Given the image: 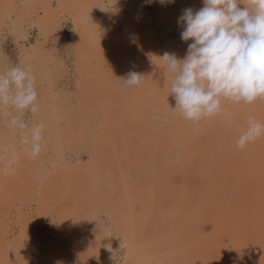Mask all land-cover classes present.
Wrapping results in <instances>:
<instances>
[{
  "label": "rangeland",
  "instance_id": "374dc122",
  "mask_svg": "<svg viewBox=\"0 0 264 264\" xmlns=\"http://www.w3.org/2000/svg\"><path fill=\"white\" fill-rule=\"evenodd\" d=\"M68 1L69 0H36L35 3V0H0V72L6 71L14 64H20L22 67H32L31 69L36 77L40 113L38 112L37 116L36 114L33 116L31 113L26 112L21 118L26 119L30 125L46 123L47 126L45 125V128H47V131L51 130V132H47L44 128L42 151L39 158H35L39 165H35L31 172H26L24 170V167H26L25 165H29L31 161H34V159L28 155L27 149L29 146L23 143L22 134L19 131L13 130L8 126L7 118H0V264H103L104 262L108 264H124V260L130 258V255L126 253L127 247L121 243V241L125 239L117 238L118 241H116V243H118V245H114L115 248H113V218L111 211L113 210V204L118 202L117 200H120L119 207L121 208H118V210H126L125 213L124 211H120V215H125H123L125 217L123 218L125 227L128 228V231L135 230L133 232L136 234L138 233L136 241L140 240V243H143V248L148 252L139 255L137 261H139L140 264H250L249 262H252L251 264H264V244H262L264 243V137H260L258 138L259 140L257 139L255 142L249 144L251 147L255 145L253 149L250 146L247 148V145L245 149L247 148L246 150L248 151L238 149L235 144V139L243 132L241 125H243V123L248 124L249 117L252 116L256 120L259 119L258 121L261 123H264L262 122L264 121V99H258L257 102H255L256 105L253 104L251 106V104H249L247 105L248 108L241 106L240 109L237 108L239 107L238 104L235 105V103L232 104L229 100H223L222 105H224L222 107L224 108V113L232 112L231 116L233 117H231V126L224 120V113L217 118H208V120L204 122L206 125L200 121L194 123V125L191 123V125L195 126V129L192 130L194 131L193 139L190 138V135L187 137L188 140L183 141V143L182 141L178 142L180 136H175V134H179L177 132L178 128H176V133L171 136V139H166L164 142L162 141L161 137L163 133H165L170 127V124H172L169 121L172 120L170 119L172 118V114L165 115V112L162 111L164 110L163 107L160 105L158 108L156 104L153 110L149 108V112L153 119L149 118L152 123V129L155 132L150 134L153 138L152 141L149 142L146 140L145 142H148L145 143L139 138L140 134L138 133H141V131H139L140 125L137 124L131 128L134 135L132 141H135L132 142L130 146V143L124 144L122 143V139L119 138L120 126L118 124H120L119 110L121 109L116 106L119 105L121 107V105L117 104V97L115 99L113 98L114 93L111 87L113 86V84H111L113 82L105 80L106 84L99 85V87L102 86L99 88L101 91L98 89V93L96 92V94H94L96 97H101V101L105 103L102 102L104 104L101 105L102 107L99 105V111L101 108L104 110L103 112L98 111L97 118L95 117L96 112L93 113L91 108H88L91 106L90 101L88 102L87 94L84 95L82 92H78V84L81 80L85 79L83 77V70L81 69V66L83 67L84 65V63H82L84 54H81L80 50L83 48L87 49L86 46H91L90 48L88 47L87 50L90 54V59L95 63V66L97 65L98 72L102 73V71L110 70L107 69L112 67L109 55L102 54L107 52L106 46L108 43L113 40H120L124 37L126 34V24H128V20L130 21L132 15L136 16L135 22L132 23L135 24L133 25V31L135 32L136 28L139 26L137 29L139 30L141 28L143 30L142 32L145 35L146 45L149 46V53L147 54L148 60H151L149 62H153L159 58L165 51L175 53L178 58L183 59L187 53L185 50H187L189 42H186V44L185 41L181 39L180 33L183 27L178 23V17L182 15L181 13L186 8L191 7L194 12L199 10L204 6V0H165L164 3H161V0H127L126 3V0H114L115 2L113 0H93V3H91L92 0H76L78 3L75 2V0ZM33 2L35 4H33ZM60 2L61 5L59 4ZM64 2H66V6ZM97 2L99 5H97ZM68 3L70 4L69 6H67ZM74 3L78 5L74 6L76 5ZM71 4L73 5L71 6ZM135 4L138 7L137 15L133 12ZM92 5L93 7H91ZM34 6L38 8L34 9ZM42 6L46 7L44 8ZM245 6L246 5L243 3L238 4V7L241 9ZM61 10L64 12L62 15L60 13ZM113 10L116 12L114 13ZM121 18L123 20H120ZM85 20L89 22L87 23ZM174 22H177V24ZM83 24H85L86 27ZM77 25H79V27ZM82 28L83 31H81ZM84 28L87 29L85 30ZM45 31H47L46 34L48 33L49 35H45ZM76 33H81L79 39ZM82 36L83 38H81ZM112 37H114V39ZM125 40L127 41V39L124 38L123 42H125ZM89 42L96 45H91ZM97 50L98 53H95ZM144 58L146 59L147 57ZM105 60L108 63L110 62L109 65L108 63L105 64ZM102 62L104 63L101 66L100 64H102ZM135 68L137 67L133 65L128 69L137 72ZM131 70L127 71L121 79H126L127 74ZM119 83V81H116L118 88L126 87L125 81L124 84ZM132 89H135V87H132ZM105 93L107 95H104ZM45 96H47V98ZM80 98H84V101L82 102ZM45 102H47V104H45ZM49 104H52L51 107ZM48 108L50 109L48 110ZM57 108L59 109L57 110ZM174 108L173 111L175 112H173V117L177 115V118H181L180 112ZM236 108L240 110V112ZM105 109L107 110L105 111ZM50 110L52 111L51 113ZM111 111L113 120H111ZM114 111L115 113H113ZM158 111H162L163 114ZM235 111L241 114L237 115ZM14 114L20 115L19 113ZM48 114L51 116H48ZM245 114L247 115L246 119L244 117L246 116ZM40 115L43 116V120L47 121H40ZM114 115H116L117 118L114 117ZM218 118L221 122H225L226 124L225 127L227 129L225 133L221 130L222 128L218 129V126H220L218 125L219 121H216ZM243 118L244 120L238 123V120H242ZM181 120L182 119H179L181 126L186 124V121L183 122V120ZM115 121H117L116 124L114 123ZM130 123L129 119L126 125ZM158 123H160V125ZM237 123L240 124L241 128H238ZM126 125L124 124V127ZM113 127V132H116L113 133L115 134L114 137L110 132ZM109 133L111 135H108ZM143 133L144 132L141 134ZM214 134L215 136L219 135L215 140H213ZM49 139H53V142ZM119 139L121 142L117 141ZM155 139L158 140V142ZM155 142L157 145L153 144ZM120 143L123 145V155L118 153L121 148ZM163 145L165 147H162ZM159 148L162 151H160ZM184 150H187L192 156V160L188 165L184 163ZM250 151L254 153L250 154ZM257 151L262 153H259L261 157ZM115 154L118 155L116 156ZM113 155L115 156L113 157ZM251 156L252 160L250 161H253L254 166L250 161V163L248 162ZM107 157H110L111 160H106L108 159ZM248 157L249 159H247ZM114 158L117 160L114 161ZM102 161L112 167L108 166L105 168L104 166L106 165L102 164ZM221 161L224 162L222 163ZM119 162H122V166L118 165ZM112 163L114 165H112ZM251 166L256 169H253ZM113 167H115V169H113ZM240 167L244 169L241 170ZM121 171H124V174H121ZM102 172H104V174ZM107 172H110L109 175ZM82 173H84V176L82 175L81 177ZM155 173L157 174L155 175ZM23 174H25V176ZM61 174H63L66 179H69V181L65 182L66 185L62 184L63 182L61 180L63 179H61ZM117 175L119 178L116 177ZM183 177H186L185 182ZM21 178L24 179V181H22ZM53 178H58L60 181L54 180ZM51 179L54 183L58 181L60 184H52ZM86 181H89V183ZM128 181L130 182L128 183ZM134 181L135 184H133ZM19 182L22 189L26 188V191L19 189ZM31 182L32 184L34 182V185H32ZM181 182L183 183L181 184ZM42 185L44 186L42 187ZM48 185H50V187ZM83 185L84 187L86 185L87 188L84 189ZM144 185L147 186L145 187ZM180 185H190L189 190L184 192L186 196L180 194ZM126 191H128V194H125ZM127 195L130 197V201L135 205L134 215L128 211L127 202L130 203V201L127 199ZM26 196H29V198L25 200ZM113 196H115L114 198H120H117L116 202H113ZM189 197H193V200ZM181 198L185 199L184 202L181 201ZM187 199L189 203L186 204ZM43 200L45 204H43ZM203 200L204 202L202 204ZM207 201H209L210 204ZM46 202L50 203L47 205ZM205 205L207 206L205 207ZM145 206H150V209L145 211ZM197 206L200 207L199 209L201 210L199 212L203 215L192 213L191 208L194 210ZM201 206L208 210L201 208ZM75 209H77V211ZM82 209L84 210L82 211ZM3 211H5V213ZM71 212H73V214ZM75 212L79 215L81 213L82 218H80L79 215L76 216ZM41 213H45L46 215ZM129 213L132 216H130ZM62 215H65L66 218H62L64 217ZM127 215L129 216L127 217ZM72 216H75L73 221H71V218H73ZM60 219L64 220L61 221ZM133 220L134 223L136 222L139 224V227L137 226L138 230H136V226L135 228L133 227ZM70 223H72V227L76 228V232L68 236L67 229H63L62 227H67ZM2 224L3 226H1ZM175 224L179 225L177 229H175ZM83 225L84 227L81 228L80 226ZM217 225L221 228V235L214 229V226L216 227ZM196 226H198L199 229H195ZM61 230L66 231L67 234L63 231L61 232ZM212 230L216 233H213ZM38 231L39 235L45 238V242L49 241L51 247H56L55 242L60 243L62 246L57 250L61 248L60 250L64 252H67L71 248L75 249L74 247L78 245V240L76 236L74 237V234L86 235L84 240H89L88 236L90 234L95 235L97 237V242L101 244L99 253L94 256V259L97 260L89 259L87 261L80 259L78 262L76 259L66 258L69 256L66 253L64 254L63 251H61V256L58 255L62 258L61 260L52 253L48 255L45 254L48 257L46 259V256L43 257V252L39 250L41 249L40 240L38 241L34 236V234H38ZM58 231L59 233H57ZM198 231L203 233L201 239L197 238L198 236L196 233H198ZM30 232H34V234L29 235ZM234 233H239L238 237H240L242 241L235 243ZM43 234H45V237ZM57 234H59L60 237L57 236ZM126 235L130 236L131 233L127 232ZM61 236L62 238L64 237V239L68 237V245H66L67 243L64 244L65 242L63 243V241L62 243L61 241H56L60 239ZM114 236L116 237V233ZM72 237H74L75 240ZM217 237L219 240H215ZM244 237L247 238L244 240ZM202 239H204L205 242H202ZM209 240L211 242L215 241L216 246H223L221 250L226 247L223 249L225 252L229 251L228 248H233V246L237 245L235 247H238L237 249H239L240 252L232 260L225 262L224 257H222V255L225 256L224 252H218L217 250L219 248H217L216 251L218 253H216L213 249V247H216L214 244L215 242L210 243ZM126 241L128 240L126 239ZM74 242L76 243L74 244ZM85 244L82 245L86 246ZM89 245H92V241L89 242ZM130 252H132V256H138L139 254V250L131 249ZM261 253L263 257L257 259V256ZM147 254H151V256ZM39 255L41 257H39ZM49 256L52 257L49 258ZM251 256H254L256 259H248V257L250 258Z\"/></svg>",
  "mask_w": 264,
  "mask_h": 264
},
{
  "label": "clouds",
  "instance_id": "9594fccd",
  "mask_svg": "<svg viewBox=\"0 0 264 264\" xmlns=\"http://www.w3.org/2000/svg\"><path fill=\"white\" fill-rule=\"evenodd\" d=\"M240 3L246 6L241 9ZM178 23L183 27L181 39L193 42L183 59L165 51L159 60L172 74L175 110L184 119L199 122L219 116L224 113L222 100L252 104L264 99V0H204L195 12L184 9ZM143 79L130 71L123 81L132 88ZM26 112H39L36 77L31 67L14 64L0 72V118H7L8 126L22 134L28 155L35 159L42 151L45 125H30L21 118ZM224 118L231 126V113H224ZM260 137L264 123L250 117L236 147L243 150Z\"/></svg>",
  "mask_w": 264,
  "mask_h": 264
},
{
  "label": "bare ground",
  "instance_id": "6f19581e",
  "mask_svg": "<svg viewBox=\"0 0 264 264\" xmlns=\"http://www.w3.org/2000/svg\"><path fill=\"white\" fill-rule=\"evenodd\" d=\"M62 1V0H61ZM64 1H66V0H64ZM70 1V0H69ZM68 1V2H69ZM72 1H74V0H72ZM78 1V0H77ZM76 0H75V2H77ZM87 1V0H86ZM91 1V0H90ZM114 1V0H113ZM116 1V0H115ZM114 1V2H115ZM119 1V0H118ZM142 1V0H141ZM31 2V1H30ZM56 2V1H55ZM127 2V0L125 1V3ZM140 2V1H139ZM197 2V1H196ZM202 2V1H201ZM35 3H36V0H35ZM34 2H33V4H35ZM43 4H46L45 2H42ZM49 3V2H48ZM48 3H47V5H48ZM65 3L66 2H64V5H65ZM78 3V2H77ZM91 3H93V0L91 1ZM60 5H61V2L59 3ZM74 4H76V3H74ZM81 4V3H80ZM89 4V3H88ZM242 4V3H241ZM31 5H32V3H31ZM46 5V6H47ZM51 5V4H50ZM59 5V6H60ZM70 4L68 3V5L67 6H69ZM73 4H71V6H72ZM78 4H76V5H74V6H77ZM97 5H99V3L97 2ZM45 6V7H46ZM66 6V5H65ZM70 6V7H71ZM85 6V5H84ZM190 6V5H189ZM3 7V6H2ZM42 7H44V6H42ZM44 7V8H45ZM52 7V6H51ZM79 7V6H78ZM90 7V6H89ZM88 7V8H89ZM91 7H93V5L91 6ZM95 7V6H94ZM98 7V6H97ZM96 7V8H97ZM101 7V6H100ZM26 8V7H25ZM36 8H38V7H36ZM35 8V6H34V9H36ZM40 8V7H39ZM64 8V7H63ZM102 8V7H101ZM106 8V7H105ZM138 7L136 6V4H135V6H134V14H136L137 15V11H138V9H137ZM191 8V7H190ZM2 9V8H1ZM61 9H62V6H61ZM97 9H99V8H97ZM96 9V10H97ZM107 9V8H106ZM32 10V9H31ZM42 10V9H41ZM65 10V9H64ZM67 10V9H66ZM74 10H76V9H74ZM73 10V11H74ZM91 10H93V9H91ZM101 10H104V9H101ZM34 11V10H33ZM36 11V10H35ZM73 11H69V12H73ZM106 11V10H105ZM110 11V10H109ZM114 11V10H113ZM26 12V11H25ZM32 12V11H31ZM78 12V11H77ZM76 12V13H77ZM116 11H114V13H115ZM54 13V12H53ZM57 13H58V10H57ZM60 13H61V15L64 13V12H62V10L60 11ZM83 13H84V10H83ZM88 13V12H87ZM90 13V12H89ZM108 13H110V12H108ZM140 13V12H139ZM138 13V14H139ZM2 14V13H1ZM33 14V13H32ZM74 14H75V12H74ZM85 14V13H84ZM106 14V13H105ZM117 14V13H116ZM182 14V13H181ZM7 15V14H6ZM89 15H91V14H89ZM93 15V14H92ZM166 15V14H165ZM25 16V15H24ZM28 16V15H27ZM117 16V15H116ZM142 16H143V14H142ZM58 17V16H57ZM145 17V16H144ZM143 17V18H144ZM167 17V16H166ZM50 18H52V17H50ZM77 18V17H76ZM136 18V16L135 15H132V18L130 19V21L128 20V24H126V31H125V35H124V37H120L121 39L120 40H113L112 42H110V43H108L107 44V46H106V53L104 52L102 55H109V59L111 60V65H112V67L111 68H107V69H110V70H107V71H102V73H100V72H98V67H96L94 64V62L90 59V54H89V52H88V47L86 46V48L87 49H84L83 47V49H81L80 50V53L81 54H84V56H83V61H82V63H84V65H83V67L81 66V69L83 70L82 72L84 73V75H83V77L85 78L84 80H81V82L78 84V92H82V94H87V96H88V102L90 101V106L91 107H88V108H91V110L93 111V113H95L96 112V115H95V117L97 118V114H98V111H99V107L101 106V105H104L105 103L103 102V101H101V97L99 98V96L98 97H96L94 94H96V92H97V90L99 89V88H101L102 86H100L99 87V85H102V84H106V82H105V80L106 81H111V82H113V83H111V84H113V86H111L112 87V89H113V93L115 94H113V98L115 99L116 97H117V99H118V101H117V99H116V102H117V104H120L121 105V107L118 105V106H116L117 108H120L121 110H119L120 111V115H119V123L120 124H118L119 126H120V128H119V138L120 139H122V143H124V144H129L130 143V146H131V144H132V142H134V141H132L133 140V138H134V135H133V130H131V128L133 127V126H135V125H137V124H139L140 125V127H139V131H141V133L142 132H144L143 134H141V133H138V134H140V137L139 138H141V140L143 141V142H145L146 140H148L149 142H151L152 141V137H151V135L150 134H153V129H152V123H151V120H150V118H152L153 119V117H151V113L149 112V108L150 109H154L155 108V106H156V104H157V106H158V108H159V106L161 105L162 107H163V109L164 110H162L163 112H165V115H171L172 114V118H170V119H172V120H169L172 124H170V127L167 129V131L165 132V133H163V136L161 137L162 138V141L164 142L166 139H171V136L174 134V133H176V128H178L177 129V132L179 133V134H175V136H180L179 137V141L178 142H180V141H182V143H183V141H185V140H188V136H190V138L191 139H193V133H194V131H192V130H194L195 128V126H193L194 125V123H197V122H192V121H189V120H186V119H184L183 117H181V118H177V115H176V117H173L174 116V113L173 112H175V111H173V108L176 106V102H175V99H174V95L173 94H171V80H172V74L171 73H167L165 70H164V65H163V63H162V61H160L159 60V58H157L156 56V60H154L153 62H149V61H151L150 59L148 60V56H147V54L149 53V46H147L146 45V42H145V35H144V33L142 32L143 30L140 28L139 30L136 28V30H135V32L133 31V29H134V27H133V25H135V24H132L133 22H135V19ZM147 18V17H146ZM179 18V17H178ZM82 19V18H81ZM84 19H85V17H84ZM89 19V18H88ZM127 19V18H126ZM138 19V18H137ZM140 19V18H139ZM145 19V18H144ZM164 19V18H163ZM59 20V19H58ZM57 20V21H58ZM120 20H123L122 18L120 19ZM125 20V19H124ZM5 21V20H4ZM77 21V20H76ZM86 21V20H85ZM145 21V20H144ZM148 21V20H147ZM176 21V20H175ZM84 22V21H83ZM87 23L89 22V21H86ZM86 22H85V24H86ZM137 22V21H136ZM169 22V21H168ZM122 23V22H121ZM148 23V22H147ZM174 23H176L177 24V22H174ZM48 24V23H47ZM77 24V23H76ZM85 24H83L85 27H86V25ZM106 24H108V23H106ZM146 24V23H145ZM158 24V23H157ZM60 25V24H59ZM81 25V24H80ZM173 25V24H172ZM175 25V24H174ZM56 26H58V25H56ZM78 27H79V25H77ZM95 26V25H94ZM77 27V28H78ZM80 27H82V26H80ZM123 27H124V25H123ZM122 27V28H123ZM148 27V26H147ZM153 27H155V26H153ZM174 27V26H173ZM116 28V27H115ZM71 29V28H70ZM85 29V28H84ZM87 29V28H86ZM85 29V30H86ZM90 29V28H89ZM114 29V28H113ZM149 29V28H148ZM78 30V29H77ZM81 30V29H80ZM95 30V29H94ZM97 30V29H96ZM145 30V29H144ZM81 31H83V28H82V30ZM81 31H79V32H81ZM113 31V30H112ZM147 31V30H146ZM150 31H152V30H150ZM181 31V30H180ZM43 32V31H42ZM46 32L47 31H45V35H47L46 34ZM50 32V31H49ZM78 32V33H79ZM114 32V31H113ZM112 32V33H113ZM153 32V31H152ZM155 32V31H154ZM97 33V32H96ZM77 34V33H76ZM81 34V33H80ZM80 34H77L78 35V39L80 38L79 37V35ZM83 34V33H82ZM85 34V33H84ZM49 35V34H48ZM69 36V35H68ZM115 36V35H114ZM129 36V37H128ZM7 37V36H6ZM102 37V36H101ZM150 37V36H149ZM154 37V36H153ZM71 38V37H70ZM81 38H83V36L81 37ZM98 38V37H97ZM105 38V37H104ZM113 39H114V37H112ZM127 39V41L125 40V42H123V39ZM128 38H130V39H128ZM87 39V38H86ZM99 39H100V37H99ZM103 39V38H102ZM88 40V39H87ZM158 40V39H157ZM89 41V40H88ZM100 41V40H99ZM152 41H153V39H152ZM1 42V41H0ZM52 42V41H51ZM84 42V41H83ZM86 42V41H85ZM107 42V41H106ZM189 43H192L191 41H188ZM82 43V42H81ZM90 43V42H89ZM95 43V42H94ZM98 43V42H97ZM186 43V42H185ZM188 43V44H189ZM84 44V43H83ZM91 44V43H90ZM89 44V45H90ZM101 44H102V42H101ZM106 44V43H105ZM187 44V43H186ZM85 45V44H84ZM83 45V46H84ZM87 45V44H86ZM91 45H96V44H91ZM91 47V46H90ZM89 47V48H90ZM100 47V46H99ZM104 47V46H103ZM154 47V46H153ZM188 47V46H187ZM92 49V48H91ZM90 49V50H91ZM104 49V48H103ZM186 49V48H185ZM184 49V50H185ZM95 50V49H94ZM99 51H101V50H99ZM105 51V50H104ZM152 51V50H151ZM185 51H187V50H185ZM85 52V53H84ZM102 52V51H101ZM157 52H158V50H157ZM157 52H155V53H157ZM182 52H183V49H182ZM53 53V52H52ZM95 53H98V50L95 52ZM158 54V53H157ZM27 55V54H26ZM183 55V54H182ZM144 57H147L146 59L144 58ZM103 58H104V56H103ZM102 58V59H103ZM153 58V57H152ZM151 58V59H152ZM2 59V58H1ZM107 59V58H106ZM137 59V60H136ZM28 60V59H27ZM32 60H33V58H32ZM101 60V59H100ZM3 61V60H2ZM95 61V60H94ZM101 61H103V60H101ZM106 61V60H105ZM80 62V61H79ZM24 63V62H23ZM81 63V62H80ZM103 63L104 62H102V64H100L101 66L103 65ZM108 62L106 61V63L105 64H107ZM110 63V62H109ZM109 63H108V65H109ZM151 63V64H150ZM152 63H153V66H157V67H160V68H157V67H153L152 66ZM8 64V63H7ZM41 65V64H40ZM133 65H135L137 68H135L136 70H137V72L138 73H140V74H142L143 75V77H144V79H143V83L141 84V85H139V86H136L135 87V89H129V88H127V87H124V88H118L117 87V84H116V81H119L120 83L119 84H124V81H123V79H121V77L123 76V75H125L126 74V72L127 71H129V70H131V69H128V68H130L131 66H133ZM152 66V67H151ZM104 67V66H103ZM106 67V66H105ZM32 68V67H31ZM101 68V67H100ZM102 70V69H101ZM132 71V70H131ZM134 71V70H133ZM3 72V71H2ZM100 76V77H99ZM78 77V76H77ZM124 78V77H123ZM107 83H109V82H107ZM118 84V85H119ZM120 86V85H119ZM110 87V88H111ZM120 87H122V86H120ZM109 89V88H108ZM100 90V89H99ZM98 90V91H99ZM101 91V90H100ZM109 92V91H108ZM107 92V93H108ZM93 93V94H92ZM98 93V92H97ZM104 95H107L106 93L104 94ZM109 95H110V93H109ZM108 95V96H109ZM43 96V95H42ZM111 96V95H110ZM46 98H47V96H45ZM62 97V96H61ZM95 97V98H94ZM106 97V96H105ZM49 98V97H48ZM94 98V99H93ZM96 99V100H95ZM103 99V98H102ZM107 99V98H106ZM46 100H48V99H46ZM63 100V99H62ZM80 100L83 102L84 101V98H80ZM260 100V99H259ZM111 101H112V99H111ZM228 101V100H227ZM48 102V101H47ZM47 102H45V104H47ZM51 102V101H50ZM104 104H103V103ZM105 102H107V101H105ZM113 102V101H112ZM111 102V103H112ZM222 102H223V100H222ZM230 102V101H229ZM257 102V101H256ZM264 102V101H263ZM55 103V102H54ZM107 104V103H106ZM159 104V105H158ZM233 104V103H232ZM231 104V105H232ZM256 105V103H252L251 104V106L252 105ZM51 105L52 104H49V106L51 107ZM100 105V106H99ZM224 105V104H223ZM222 105V106H223ZM236 105V104H235ZM247 105H249V104H245V103H239L238 104V106L239 107H237L238 109H240L241 108V106H245V107H247L248 108V106ZM48 106V107H49ZM56 106V105H55ZM106 106V105H105ZM258 106V105H257ZM260 106V105H259ZM262 106V105H261ZM54 107V106H53ZM102 107V106H101ZM104 107V106H103ZM112 107V106H111ZM116 107H114V108H116ZM47 108V107H46ZM225 108H227V107H225ZM236 108V109H237ZM259 108V107H258ZM50 108H48V110H49ZM59 108H57V110H58ZM175 109V108H174ZM224 109V108H223ZM231 109H232V106H231ZM237 109V110H238ZM103 110L104 109H102L101 108V110L99 111V112H103ZM107 109H105V111H106ZM114 110V109H113ZM116 110V109H115ZM228 110V109H227ZM248 110V109H247ZM39 111H40V109H39ZM91 111V112H92ZM121 111H122V113H121ZM155 111V110H154ZM162 111H158L159 113H161V114H163V112ZM239 112H240V110H238ZM234 112L235 114H241V113H239V112ZM251 111V110H250ZM254 111V110H253ZM252 111V112H253ZM52 111L50 110V113H51ZM157 112V113H158ZM227 112V111H226ZM242 112V111H241ZM262 112V111H261ZM40 113V112H39ZM56 113V112H55ZM113 113H115V111L113 112ZM147 113V114H146ZM232 113V112H231ZM254 113V112H253ZM42 114V113H41ZM44 114H46V113H44ZM43 114V115H44ZM53 114V113H52ZM104 114V113H103ZM111 114H112V111H111ZM154 114V113H153ZM160 114V115H161ZM177 114V113H176ZM181 114V113H180ZM180 114H178V115H180ZM47 115V114H46ZM246 115V114H245ZM36 116H37V114H36ZM41 117V119H40V121H44V122H46L45 120H43V116L42 115H40ZM48 116H51V115H49L48 114ZM243 116V115H242ZM103 117V116H102ZM112 118H111V120H113V114H112V116H111ZM114 117H116V115H114ZM117 117H118V113H117ZM116 117V118H117ZM150 117V118H149ZM166 117V116H165ZM169 117H171V116H169ZM218 116H216L215 118H217ZM220 117V116H219ZM231 117H233V116H231ZM245 117V119H246V117H247V115L246 116H244ZM252 117V116H251ZM37 118V117H36ZM104 118V117H103ZM116 118H115V120H116ZM222 118H223V115H222ZM242 118V117H241ZM240 118V119H241ZM250 118V117H249ZM263 118H264V116H263ZM52 119V118H51ZM102 119V118H101ZM110 119V118H109ZM129 119H130V124L129 125H126V122H127V120L129 121ZM169 119V118H168ZM178 119V120H177ZM179 119H182L183 120V122H185L186 121V124H184V125H182L181 126V123H180V121H179ZM214 119V118H213ZM238 119H239V117H238ZM49 120V119H48ZM89 120V119H88ZM105 120V119H104ZM166 120V119H165ZM177 120V121H176ZM181 120V121H182ZM208 120V118H206V119H203V120H201L200 122H202L203 124H205L204 122H206ZM225 120V119H224ZM223 120V121H224ZM244 120V118L242 119V120H238V123H239V121H240V123H241V121H243ZM259 120V119H258ZM262 120V119H261ZM39 121V120H38ZM94 121H96V120H94ZM214 121V120H213ZM217 122L219 121V124L218 125H220V126H218V129H221V130H223L224 131V133H225V131H226V127H225V122H221L220 121V119L218 118L217 120H216ZM51 122H52V120H51ZM54 122V121H53ZM108 122V121H107ZM116 122L117 121H115L114 123L116 124ZM216 122V123H217ZM247 122V121H246ZM262 122H264V121H262ZM92 123H94V122H92ZM106 123V122H105ZM162 123V122H161ZM189 123H190V125H189ZM191 123L193 124V125H191ZM234 123V122H233ZM237 123V124H238ZM48 124H49V122H48ZM52 124V123H51ZM95 124V123H94ZM93 124V125H94ZM124 124L126 125L125 127H124ZM159 125H160V123H158ZM157 124V125H158ZM44 125H46V123L44 124ZM63 125V124H62ZM75 125V124H74ZM206 125V124H205ZM47 126V125H46ZM50 126H52V125H50ZM76 126H78V125H76ZM101 126V125H100ZM114 126V125H113ZM238 126V128L240 127V124H238L237 125ZM237 126H236V128H237ZM242 126V128H243V131H244V129L246 130V128H247V124L245 123H243V125H241ZM49 127V126H48ZM53 127V126H52ZM93 127V126H92ZM163 127V126H162ZM209 127V126H208ZM51 128V127H50ZM49 128V129H50ZM54 128H56V127H54ZM73 128H75V127H73ZM116 128H117V126H116ZM147 128H149V129H147ZM180 128V129H179ZM207 128V127H206ZM228 128H229V126H228ZM241 128V127H240ZM46 129V131H47V128H45ZM109 129H111V128H109ZM74 130V129H73ZM113 130H114V127H113V129H112V131H110L112 134L113 133H116V132H113ZM149 130H151L152 131V133H151V131H149ZM161 130V129H160ZM160 130H158V131H160ZM242 130V129H241ZM47 132H51V130L50 131H47ZM76 132H77V130H76ZM231 132V131H230ZM67 133V132H66ZM155 133V132H154ZM241 133V132H240ZM49 134V133H48ZM159 134H160V132H159ZM216 134H217V131H216ZM221 134V133H220ZM13 135V134H12ZM108 135H111L110 133L108 134ZM118 135H117V137H118ZM49 136V135H48ZM52 136V135H51ZM106 136V135H105ZM115 136V134H113V137ZM217 136H219V135H216L215 136V134L213 135V137H214V139L213 140H215V139H217ZM90 137V136H89ZM136 137V136H135ZM216 137V138H215ZM234 137H236V136H234ZM49 138H50V136H49ZM112 138V137H111ZM178 138V137H177ZM176 138V139H177ZM109 139V138H108ZM113 139V138H112ZM120 139L119 140H117L118 142H121L120 141ZM157 139V138H156ZM155 139V140H156ZM49 140H51V139H49ZM53 140V139H52ZM51 140V141H52ZM104 140V139H103ZM110 140V139H109ZM159 140H160V138H159ZM236 140V139H235ZM259 140V139H258ZM147 141V142H148ZM157 142H158V140H156ZM173 141V140H172ZM223 141V140H222ZM261 141V140H260ZM53 142V141H52ZM147 142H145V143H147ZM138 143V142H137ZM136 144V143H135ZM153 144H155V145H157V143L155 142V143H153ZM165 144V143H164ZM263 145V144H262ZM77 146H78V144H77ZM120 146H121V148H120V150H119V152L118 153H120V154H122L123 155V152L122 151H124L122 148V146L123 145H121V143H120ZM180 146V145H179ZM249 146L251 147V145H249L248 144V147L247 148H249ZM261 146V145H260ZM90 147V146H89ZM96 147H97V145H96ZM109 147V146H108ZM125 147V146H124ZM129 147V146H128ZM127 147V148H128ZM161 147V146H160ZM162 147H165L164 145L162 146ZM169 147H171V146H169ZM253 147H255V145H253ZM253 147H251L252 149H253ZM263 147H264V145H263ZM110 148V147H109ZM176 148V147H175ZM179 148V147H178ZM246 148V149H247ZM257 148H258V146H257ZM132 149V148H131ZM136 149V148H135ZM160 149V148H159ZM245 148L243 149V150H246ZM59 150V149H58ZM86 150V149H85ZM117 150V149H116ZM250 150V149H249ZM264 150V149H263ZM126 151V150H125ZM138 151H140V150H138ZM160 151H162L161 149H160ZM170 151V150H169ZM246 151H248V150H246ZM254 151V150H253ZM249 152L250 154L252 153H254V152ZM258 151H260V150H258ZM257 151V152H258ZM86 152V151H85ZM98 152H99V150H98ZM109 152H110V150H109ZM165 152H167V151H165ZM173 152V151H172ZM205 152V151H204ZM261 152H262V149H261ZM261 152H258V154L259 153H261ZM125 153H127V152H125ZM184 153H185V156H184V158H185V164L186 165H188L189 164V162H191V158H192V156H191V153H189L187 150H184ZM86 154V153H85ZM159 154V153H158ZM262 154V153H261ZM105 155V154H104ZM111 155V154H110ZM116 156L118 155V154H115ZM115 155H113V157L115 156ZM151 155H153V154H151ZM157 155V154H156ZM264 155V154H263ZM40 156V155H39ZM39 156L37 157V158H39ZM158 156V155H157ZM249 156V155H248ZM259 156L261 157V155L259 154ZM105 157V156H104ZM128 157V156H127ZM205 157V156H204ZM254 157V156H253ZM108 159H106V160H111L110 159V157H107ZM121 158V157H120ZM125 158V157H124ZM152 158V157H151ZM198 158V157H197ZM252 158V156L250 157V159H249V157L247 158V159H249L248 160V162L250 161V160H252L251 159ZM256 158V157H255ZM258 158V157H257ZM99 159V158H98ZM103 159V158H102ZM131 159V158H130ZM153 159V158H152ZM246 159V158H245ZM117 160V159H116ZM115 160V158H114V161H116ZM132 160V159H131ZM146 160V159H145ZM173 160V159H172ZM197 160V159H196ZM201 160V159H200ZM199 160V161H200ZM254 160V159H253ZM100 161V160H99ZM122 161V160H121ZM195 161V160H194ZM199 161H197V162H199ZM246 161V160H245ZM257 161V160H256ZM255 161V162H256ZM264 161V160H263ZM38 161L36 160V159H34V161H31L30 163H29V165H25L26 167H24V170L27 172V171H30L31 172V170L34 168V166L36 165V166H38L39 164L37 163ZM103 162V163H102ZM101 163L102 164H104V165H106V166H104L105 168H107L109 165H107V163H105L104 161H102ZM125 162V161H124ZM134 162V161H133ZM201 162V161H200ZM222 162V161H221ZM224 162V161H223ZM222 162V163H223ZM251 162V164L253 165V161H250ZM249 162V163H250ZM129 163V162H128ZM258 163V162H257ZM130 164H132V163H130ZM136 164V163H135ZM191 164V163H190ZM200 164H202V163H200ZM250 164V165H251ZM255 164V163H254ZM100 165V164H99ZM99 165H97V166H99ZM112 165H114L113 163H112ZM119 166H122V162H119V164H118ZM139 165V164H138ZM193 165V164H192ZM191 165V166H192ZM256 165H258V164H256ZM256 165H255V167H256ZM261 165V164H260ZM136 166V165H135ZM155 166V165H154ZM181 166V165H180ZM254 166V165H253ZM109 167H112V166H109ZM184 167V166H183ZM252 167V166H251ZM119 168V167H118ZM195 168V167H194ZM253 168V167H252ZM251 168V169H252ZM259 168H260V166H259ZM99 169H100V167H99ZM110 169V168H109ZM113 169H115V167H113ZM190 169V168H189ZM196 169V168H195ZM240 169L242 170V169H244V168H241L240 167ZM239 169V170H240ZM253 169H256V168H253ZM23 170V171H24ZM101 170V169H100ZM106 170V169H105ZM104 170V171H105ZM119 170V169H118ZM121 170H122V168H121ZM156 170V169H155ZM233 170V169H232ZM257 170H258V167H257ZM36 171V170H35ZM102 171V170H101ZM110 171V170H109ZM113 171V170H112ZM188 171V170H187ZM251 171H253V170H251ZM25 172V173H26ZM85 172V171H84ZM127 172V171H126ZM129 172V171H128ZM152 172V171H151ZM162 172V171H161ZM165 172H167V171H165ZM103 174H104V172H102ZM108 173V172H107ZM110 173V172H109ZM109 173H108V175H109ZM117 173V172H116ZM121 174H124V171H121L120 172ZM169 173V172H168ZM182 173V172H181ZM21 174V173H20ZM19 174V175H20ZM84 173H82L81 174V177H82V175H83ZM114 174H115V172H114ZM129 174H130V172H129ZM157 173H155V175H156ZM24 176H25V174H23ZM22 175V176H23ZM57 175V174H56ZM119 176H121L120 174H118ZM118 175L116 176V177H118ZM162 175V174H161ZM190 175V174H189ZM22 176H20V177H22ZM61 176V179H63V180H61L63 183L62 184H64V185H66L65 184V182L66 181H69V179L67 180L66 178H65V176L63 175V174H61L60 175ZM76 176V175H75ZM84 176V175H83ZM86 176V175H85ZM114 176V175H113ZM124 176V175H123ZM182 176H185V175H182ZM203 176H205V175H203ZM19 177V176H18ZM107 177V176H106ZM125 177V176H124ZM152 177V176H151ZM188 177V176H187ZM49 178H51V177H49ZM79 178V177H78ZM105 178V177H104ZM103 178V179H104ZM110 178V177H109ZM115 178V177H114ZM119 178V177H118ZM128 178V177H127ZM126 178V179H127ZM157 178V177H156ZM184 178V177H183ZM18 179V178H17ZM30 179V178H29ZM36 179V178H35ZM54 180H59L58 178H53ZM122 179V178H121ZM132 179V178H131ZM161 179V178H160ZM185 179H186V177L184 178V182H185ZM188 179V178H187ZM21 180L22 181H24V179H22L21 178ZM52 180V179H51ZM130 180V179H129ZM158 180V179H157ZM204 180V179H203ZM245 180H247V179H245ZM12 181V180H11ZM10 181V182H11ZM60 181V180H59ZM77 181V180H76ZM119 181H120V179H119ZM136 181V180H135ZM135 181H134V183L133 184H135ZM161 181V180H160ZM183 181V180H182ZM189 181V180H188ZM220 181V180H219ZM15 182V181H14ZM13 182V183H14ZM80 182L82 183V181L80 180ZM86 182H88L89 183V181H86ZM92 182V181H91ZM90 182V183H91ZM117 182H118V179H117ZM130 181H128V183H129ZM22 183V182H21ZM24 183V182H23ZM36 183H37V181H36ZM51 183L53 184L54 182H53V180L51 181ZM57 183H59L60 184V182H58V181H56L54 184H57ZM102 183V182H101ZM123 183H124V181H123ZM158 183V182H157ZM183 182H181V184H182ZM16 184V183H15ZM31 184H32V182H31ZM48 184V183H47ZM50 184V183H49ZM61 184V185H62ZM114 184V183H113ZM125 184V183H124ZM123 184V185H124ZM173 184V183H172ZM236 184V183H235ZM253 184V183H252ZM23 185V184H22ZM32 185H34V182H33V184ZM36 185H38V184H36ZM115 185V184H114ZM113 185V186H114ZM118 185V184H117ZM128 185V184H127ZM130 185V184H129ZM138 185V184H137ZM148 185V184H147ZM147 185H144L145 187L147 186ZM257 185V184H256ZM12 186V185H11ZM20 186V182H19V185H18V187ZM28 186H30V185H28ZM27 186V187H28ZM44 185H42V187H43ZM49 187H50V185H48ZM125 186V185H124ZM136 186V185H135ZM169 186V185H168ZM172 186H175V185H172ZM179 186V185H178ZM177 186V187H178ZM181 186V185H180ZM197 186H199V185H197ZM46 187V186H45ZM83 187H84V185H83ZM93 187V186H92ZM126 187H128V186H126ZM153 187V186H152ZM194 187H196V186H194ZM200 187V186H199ZM38 188V187H37ZM51 188H52V185H51ZM55 188H56V186H55ZM58 188V187H57ZM85 188H87L86 187V185H85V187H84V189ZM114 188V187H113ZM156 188V187H155ZM165 188V187H164ZM174 188V187H173ZM189 188H190V185H187V186H181L180 187V190H179V192H180V194L182 195V194H184V196H186L185 195V191H188L189 190ZM8 189V188H7ZM11 189H13V188H11ZM19 189H21L22 191H26V188L25 189H22V187L20 186V188ZM72 189V188H71ZM82 189V188H81ZM90 189V188H89ZM88 189V190H89ZM92 189V188H91ZM90 189V190H91ZM115 189V188H114ZM119 189V188H118ZM125 189V188H124ZM128 189V188H127ZM131 189V188H130ZM129 189V190H130ZM9 190V189H8ZM30 190H32V189H30ZM37 190V189H36ZM60 190V189H59ZM68 190V189H67ZM93 190V189H92ZM120 190V189H119ZM132 190V189H131ZM130 190V191H131ZM135 190V189H134ZM140 190V189H139ZM139 190H138V192H139ZM196 190V189H195ZM7 191V190H6ZM10 191V190H9ZM20 191V190H19ZM28 191V190H27ZM115 191V190H114ZM147 191V190H146ZM176 191H177V188H176ZM18 192V191H17ZM91 192V191H90ZM137 192V193H138ZM148 192V191H147ZM166 192V191H165ZM168 192V191H167ZM178 192V191H177ZM12 193H14V192H12ZM29 193V192H28ZM68 193V192H67ZM148 193H150V192H148ZM173 193H174V191H173ZM18 194V193H17ZM19 194H20V192H19ZM18 194V195H19ZM30 194V193H29ZM34 194H35V192H34ZM125 194H128V191H126L125 192ZM139 194V193H138ZM199 194V193H198ZM13 195V194H12ZM22 195V194H21ZM20 195V196H21ZM131 195V194H130ZM136 195V194H135ZM2 196V195H1ZM33 196V195H32ZM119 196V195H118ZM123 196V195H122ZM121 196V197H122ZM126 196V195H125ZM128 196V195H127ZM194 196V195H193ZM14 197V196H13ZM22 197V196H21ZM115 196H113V202H116V200H117V198H120V197H117V198H114ZM188 197V196H187ZM3 198H4V196H3ZM29 198V196H26L25 197V200L26 199H28ZM189 198H191V197H189ZM193 198V197H192ZM191 198V199H192ZM195 198V197H194ZM5 199V198H4ZM21 199V198H20ZM19 199V200H20ZM23 199V198H22ZM31 199V198H30ZM43 199V198H42ZM45 199H46V197H45ZM49 199H50V197H49ZM127 199L130 201V197L128 196L127 197ZM179 199V198H178ZM24 200V201H25ZM48 200V199H47ZM180 200V199H179ZM184 200L185 199H183V198H181V201L182 202H184ZM193 200V199H192ZM198 200V199H197ZM41 201V200H40ZM80 201V200H79ZM118 202H116L115 204H113V210L111 211V214H112V218H113V220H112V222H113V248H115V246L114 245H118V243H116V241H118V239L117 238H124L125 240L124 241H121V243L125 246V247H127V250H126V253L128 254V255H130V258H127V259H125L124 260V264H140L139 263V261H137L138 260V258H139V255H143V254H146V253H148L146 250H145V248H143V246H142V244L143 243H140V240H137L136 241V237H137V234L136 233H134L133 231H135V230H133V231H128L127 229V227H125V224L123 223V218H125L123 215H120V211H124V213H125V211L126 210H118V208L119 209H121L120 207H119V205H120V203H119V201L120 200H117ZM1 202H2V200H1ZM36 202V201H35ZM127 202V201H126ZM147 202V201H146ZM197 202V201H196ZM203 202H204V200L202 201V204H203ZM207 202H209V201H207ZM206 202V203H207ZM47 203V202H46ZM50 203V202H49ZM49 203H47V205L49 204ZM122 203V202H121ZM187 203H189V200L187 199V202H186V204ZM38 204V203H37ZM43 204H45L44 203V200H43ZM53 204V203H52ZM52 204H50V205H52ZM127 207H128V211L129 212H131V214L132 215H134V212H135V205L132 203V201H130V203H128L127 202ZM209 204H210V202H209ZM77 205V204H76ZM87 205V204H86ZM39 206V205H38ZM79 206V205H78ZM203 206V205H202ZM201 206V208H205L207 205H205V207H202ZM209 206V205H208ZM80 207V206H79ZM84 207V206H83ZM150 206H145V211H147V210H149L150 208H149ZM3 208H4V206H3ZM39 208V207H38ZM74 208V207H73ZM76 208H78V207H76ZM200 207L199 206H197V207H195L194 208V210H193V208H191V211H192V213L193 214H200L201 212H199L201 209H199ZM43 209H45V208H43ZM151 209H153V208H151ZM47 210V209H46ZM67 210V209H66ZM70 210V209H69ZM76 211H77V209H75ZM84 209H82V211H83ZM204 210V209H203ZM205 210H208V209H206L205 208ZM204 210V211H205ZM35 211H36V209H35ZM41 211V210H40ZM4 213H5V211H3ZM6 212H7V210H6ZM37 212V211H36ZM42 212V211H41ZM65 212V211H64ZM63 212V213H64ZM74 212V211H73ZM73 212H71L72 214H73ZM149 212V211H148ZM199 212V213H198ZM35 213V212H34ZM76 213V216H78L79 214H77V212H75ZM74 213V214H75ZM146 213V212H145ZM7 214V213H6ZM6 214H4V215H6ZM41 214H45V213H41ZM41 214H39V215H41ZM66 214V213H65ZM68 214H69V212H68ZM71 214V215H72ZM130 214V213H129ZM130 214V216H132ZM191 214V213H190ZM206 214V213H205ZM38 215V216H39ZM43 215H41V216H43ZM46 215V214H45ZM81 213H80V215H79V217L80 218H82L81 217ZM119 217H118V216ZM200 215H203V214H200ZM7 216V215H6ZM62 216H64V217H62V218H66L65 217V215H62ZM129 215H127V217H128ZM143 216V215H142ZM47 217V216H46ZM73 217V216H72ZM139 217V216H138ZM70 218V217H69ZM74 218H75V216L73 217V218H71V221H73L74 220ZM111 218V217H110ZM130 218V217H129ZM143 218V217H142ZM192 218H193V216H192ZM191 218V219H192ZM200 218L202 219V217L200 216ZM14 219V218H13ZM16 219V218H15ZM44 219V218H43ZM128 219V218H127ZM195 219V218H194ZM23 220V219H22ZM61 220V219H60ZM64 220V219H63ZM63 220H61V221H63ZM67 220V219H66ZM70 220V219H69ZM130 220V219H129ZM189 220V219H188ZM203 220V219H202ZM196 221V220H195ZM22 222V221H21ZM24 222V221H23ZM44 222V221H43ZM131 222V221H130ZM186 222V221H185ZM2 223H4V222H2ZM133 223H134V220H133ZM201 223H202V221H201ZM7 224V223H6ZM42 224V223H41ZM68 224V223H67ZM66 224V225H67ZM131 224H132V222H131ZM65 225V226H66ZM72 225V223H70L69 224V226H67V227H62L63 229H67V233H68V236H70L71 235V233H73V232H76L75 230H76V228L75 227H72L71 226ZM139 224H137L136 222L133 224V227L135 228V226L137 227ZM1 226H3V224L1 225ZM43 226V225H42ZM127 226V225H126ZM181 226V225H180ZM29 227V226H28ZM77 227V226H76ZM81 228H83L84 227V225L83 226H80ZM96 227H97V225H96ZM107 227V226H106ZM131 227V226H130ZM139 227V226H138ZM138 227H137V229L136 230H138ZM144 227V226H143ZM177 227H179V225L178 224H175V229H177ZM202 227V226H201ZM21 228V227H20ZM32 228V227H31ZM196 228H198V226H196L195 227V229ZM4 229V228H3ZM9 229V228H8ZM37 229V228H36ZM78 229V228H77ZM108 229V228H107ZM174 229V230H175ZM199 229V228H198ZM214 229L217 231V232H221V228L217 225L216 227L214 226ZM81 230V229H80ZM86 230V229H85ZM132 230V229H131ZM223 230V229H222ZM225 230V229H224ZM238 230V229H237ZM4 231V230H3ZM34 231V230H33ZM37 231V230H36ZM65 232L66 233V231H64V230H61V232ZM83 231V230H82ZM97 231V230H96ZM196 231V230H195ZM201 231H202V229H201ZM213 231V230H212ZM256 231V230H255ZM6 232V231H5ZM54 232V231H53ZM77 232H80V231H77ZM87 232H88V230H87ZM127 232H129V233H131V235L129 236V235H126L127 234ZM215 231H213V233H214ZM234 232H235V230H234ZM238 232V231H237ZM252 232V231H251ZM1 233V232H0ZM57 233H59V231L57 232ZM66 233V234H67ZM82 233V232H81ZM116 233V237L114 236V234ZM206 233V232H205ZM213 233H212V235H213ZM216 233V232H215ZM34 234V232H30L29 233V235H33ZM55 234V233H54ZM63 234V233H62ZM80 234V233H79ZM195 234V233H194ZM203 233L202 232H200V231H198V233H196V235L198 236L197 238H202V235ZM222 233H220V235H221ZM238 234L239 233H234V239L236 240V242L235 243H239V241H242V239L240 238V237H238ZM255 234V233H254ZM44 235V237H45V234H43ZM47 235H48V233H47ZM64 235V234H63ZM73 235V234H72ZM219 235V234H218ZM217 235V236H218ZM219 235V236H220ZM34 236L38 239V241H39V243H41L40 244V248L41 249H39V250H41L43 253V257L44 256H46V255H48L49 253H52V254H54V256H58V255H60L61 256V254H62V252L61 251H63V250H57L59 247H61L62 245L60 244V243H56L55 242V246L56 247H51L50 246V243H49V241L47 242V244H46V242H45V238H43L42 236H40L39 235V231H38V234L36 233V234H34ZM55 236V235H54ZM57 236H59L60 237V235L59 234H57ZM66 236V235H65ZM76 236V239L78 240L77 241V243H78V245L77 246H75L74 244L76 243V242H74V244H72V245H74L75 247V249H73V248H71L72 249V251H71V249H69L67 252H64L63 251V253L65 254H68V256L69 257H66V258H73V259H76V260H78V262H79V260L80 259H83V260H95L94 259V256H96V254H98L99 253V250L101 249L100 248V242H97V237L95 236V235H92V234H90L89 236H88V239L89 240H84L85 238H86V235H84V234H80V235H77V233H76V235L74 234V237ZM80 236V237H79ZM92 236V237H91ZM112 236V235H111ZM200 236V237H199ZM26 237V236H25ZM53 237V236H52ZM74 237H72L73 239H74ZM115 237V238H114ZM195 237V236H194ZM193 237V238H194ZM206 237V236H205ZM212 237V236H211ZM48 238V237H47ZM68 237H66V239H64V237L62 238V236H61V238L60 239H58V240H56V239H54V240H56V241H61V243H62V241H63V243L64 244H66L67 242H69V240L67 239ZM70 238V237H69ZM247 238V237H246ZM245 237H244V240L246 239ZM1 239V238H0ZM5 239H7V238H5ZM24 239V238H23ZM51 239H53V238H51ZM126 239L128 240V241H126ZM205 239H208V238H205ZM210 239V238H209ZM17 240V239H16ZM47 240H49V239H47ZM66 240V241H65ZM68 240V241H67ZM75 240V239H74ZM73 240V241H74ZM80 240H82V241H80ZM211 240V239H210ZM209 240V241H210ZM214 240V239H213ZM215 240H219L218 239V237H217V239H215ZM11 241V240H10ZM14 241V240H13ZM12 241V242H13ZM36 241V240H35ZM92 241V245H89V242H91ZM202 242L204 241V239H202L201 240ZM254 241V240H253ZM18 242H19V240H18ZM52 242V241H51ZM82 242V243H81ZM88 243V244H85V243ZM201 242V243H202ZM205 242V241H204ZM207 242V241H206ZM212 242H215V241H212ZM211 241H210V243H212ZM49 243V244H48ZM71 243V242H70ZM221 243V242H220ZM248 243V242H247ZM8 244V243H7ZM7 244H6V249H7ZM63 244V246L65 247V245ZM69 243H67L66 245H68ZM82 244H85L86 246H83ZM205 244V243H204ZM215 244V246H216V242L214 243ZM262 244H264V243H262ZM9 245V244H8ZM199 245V244H198ZM222 245V244H221ZM231 245V244H230ZM204 246V245H203ZM231 246H233V245H231ZM235 246H237V245H235ZM235 246H233V248L232 247H230V248H228V250L229 251H223V249H225L226 247H224L222 250H221V248L223 247H219V246H216V247H213V249L216 251V249L217 248H219L217 251L218 252H224V255L225 256H223L222 255V257H224V261L225 262H227L228 260H232L234 257H236L237 256V254H239V252H240V250L239 249H237ZM23 247V246H22ZM70 247V246H69ZM8 248H9V250H10V247L8 246ZM15 248V247H14ZM66 248H68V247H66ZM77 248H78V251H77ZM131 249L132 250H139V254H138V256L136 255H134V256H132V252H130L131 251ZM263 249H264V247H263ZM116 250H117V248H116ZM227 250V249H226ZM4 251V250H3ZM114 251V250H113ZM216 251V253H218ZM77 252H78V254H77ZM7 253V252H6ZM46 254V255H45ZM51 254V255H52ZM148 256H151V254H147ZM16 256V255H15ZM53 256V255H52ZM52 256H49V258L50 257H52ZM60 256H58V258H60ZM39 257H41L40 255H39ZM129 257V256H128ZM263 257V254L261 253V254H259L258 256H257V259L258 258H262ZM48 257L46 256V259H47ZM57 258V259H58ZM6 259V258H5ZM45 259V258H44ZM62 258H60V260H61ZM248 259H256L254 256H251L250 258L248 257ZM247 259V260H248ZM97 260V259H96ZM95 260V261H96ZM103 260V259H102ZM50 261V260H49ZM54 261V260H53ZM86 261V262H87ZM4 262V261H3ZM14 262V261H13ZM41 262H43V261H41ZM93 262V261H92ZM204 262V261H203ZM37 263H39V262H37ZM83 263H84V261H83ZM250 264L252 263V262H249ZM41 264V263H40ZM103 264H108L107 262H104ZM119 264V263H118Z\"/></svg>",
  "mask_w": 264,
  "mask_h": 264
}]
</instances>
